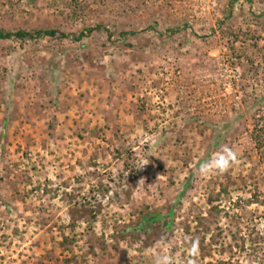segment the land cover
<instances>
[{"label":"rangeland","instance_id":"1","mask_svg":"<svg viewBox=\"0 0 264 264\" xmlns=\"http://www.w3.org/2000/svg\"><path fill=\"white\" fill-rule=\"evenodd\" d=\"M80 1L0 0L67 35L0 38V264H264V0ZM222 145L239 164L201 178Z\"/></svg>","mask_w":264,"mask_h":264},{"label":"trees","instance_id":"2","mask_svg":"<svg viewBox=\"0 0 264 264\" xmlns=\"http://www.w3.org/2000/svg\"><path fill=\"white\" fill-rule=\"evenodd\" d=\"M65 4H67V6L70 5L69 6L71 9L70 12L72 13L70 16L79 17L81 13L87 12V2H81L80 0H65ZM83 28H84L83 31H81L80 35L77 37L78 39H80L82 35H87L96 30H101L102 25L101 24L95 25V26L84 25ZM124 33L127 34L128 31H125ZM44 36L64 38L67 35L64 30L62 31L61 29H58V28H41V29H38V28L21 29L19 28L16 31H11V30H7V29L0 27V38L1 39L16 38L19 40H34V39L42 38ZM235 121H238V120H235ZM255 130L256 131H255V134L253 135V138L255 140L256 147L258 148V150H260V156L264 158V127H262L261 129L257 128ZM218 185L221 187L219 190L220 192L219 195L221 193L223 194L228 191V185L224 183H219ZM215 200H217L216 197H213V195L209 196V204H213ZM211 207L213 210L219 211L218 205L213 204ZM142 221H143V224L141 223L140 228L143 234H147V228L151 227L152 229L157 228V229H153L154 235L155 234L156 236L160 235L158 232V227H156V224L158 223L159 220H156V217H153V216L149 217V215H145ZM156 221L157 223H155ZM74 240H75L74 238L66 237L65 241H63V244L64 243L69 244L73 242ZM66 263L69 264L70 261L66 259Z\"/></svg>","mask_w":264,"mask_h":264},{"label":"clouds","instance_id":"3","mask_svg":"<svg viewBox=\"0 0 264 264\" xmlns=\"http://www.w3.org/2000/svg\"><path fill=\"white\" fill-rule=\"evenodd\" d=\"M149 162L145 159L137 161V169H143ZM239 164L238 154L227 145H222L220 150L209 160L199 165L198 174L201 178H208L216 174H225ZM142 179L139 181V183ZM131 257V249H127ZM190 256L193 258L191 264H196V258L199 256V242L192 241L189 248ZM152 264H177L176 259L169 254L156 253L153 256Z\"/></svg>","mask_w":264,"mask_h":264}]
</instances>
